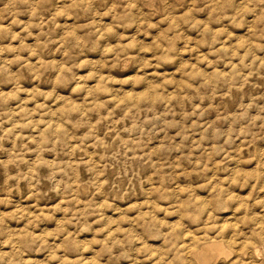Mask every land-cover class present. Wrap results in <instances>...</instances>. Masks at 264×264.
<instances>
[{"label": "clouds", "instance_id": "9594fccd", "mask_svg": "<svg viewBox=\"0 0 264 264\" xmlns=\"http://www.w3.org/2000/svg\"><path fill=\"white\" fill-rule=\"evenodd\" d=\"M0 264H264V0H0Z\"/></svg>", "mask_w": 264, "mask_h": 264}]
</instances>
